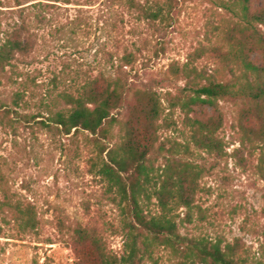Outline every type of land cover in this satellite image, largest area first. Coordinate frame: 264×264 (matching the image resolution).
Instances as JSON below:
<instances>
[{"label": "rangeland", "instance_id": "1", "mask_svg": "<svg viewBox=\"0 0 264 264\" xmlns=\"http://www.w3.org/2000/svg\"><path fill=\"white\" fill-rule=\"evenodd\" d=\"M138 1L162 7L163 19L146 17L126 0H0V41L24 17L29 44L27 53L0 68V264H76L72 243L79 227L100 238L111 256L125 254L120 198L97 164L105 159L100 147L111 145L127 118L133 91L145 87L158 92L164 107L155 170L185 168L193 180L190 205L174 211L180 234L223 244L237 240L250 264H264L261 149L240 140L231 102L181 109L174 96L184 82L169 71L171 63L210 70L207 49L219 41L228 14L212 0ZM125 55L131 61L122 66V106L110 133H60L48 108L66 107L62 93L77 95L87 79L113 75ZM190 118L215 119L218 145L194 144ZM11 206L30 210L34 227L22 230ZM149 207L157 210L154 198ZM174 260L169 250L155 247L131 264Z\"/></svg>", "mask_w": 264, "mask_h": 264}, {"label": "trees", "instance_id": "2", "mask_svg": "<svg viewBox=\"0 0 264 264\" xmlns=\"http://www.w3.org/2000/svg\"><path fill=\"white\" fill-rule=\"evenodd\" d=\"M70 4L74 0H51ZM148 18L164 17L163 8H146L138 0H126ZM228 14L229 23L220 32L219 41L207 51L213 60L210 70L195 65L171 63L169 71L184 82L174 103L181 109L193 106H215L231 102L234 126L240 140L261 149L264 156V0L253 6V0H212ZM20 3H18L19 5ZM37 17V16H36ZM26 20L8 26L0 41V68L9 65L17 54H25L29 44ZM259 54L260 58L253 57ZM113 75L100 74L89 78L77 95L62 93L66 107L48 108V120L62 134L72 130L105 137L116 120L114 111L122 106L125 82L122 66L130 63V55ZM259 62V63H257ZM164 107L158 92L152 88L133 91V102L127 118L111 145H102L105 159L97 164V173L105 178L108 188L120 198L126 229L125 254L119 258L106 252L100 238L86 228L75 230L72 251L76 264H131L136 258L159 247L174 256L175 264H250L240 252V243L223 244L220 240L180 234L175 210L189 206L193 180L185 168L177 170L166 165L156 171L152 155L156 145L159 120ZM191 139L203 148L218 145L214 136L217 122L213 118H190ZM262 156L261 161L264 162ZM185 167L186 162L181 161ZM190 174V175H189ZM155 199L157 210L149 203ZM15 221L22 230L34 227V215L11 206ZM262 264V263H259Z\"/></svg>", "mask_w": 264, "mask_h": 264}]
</instances>
